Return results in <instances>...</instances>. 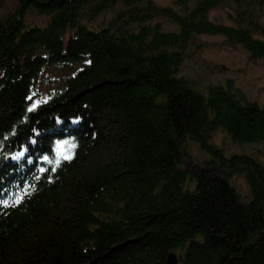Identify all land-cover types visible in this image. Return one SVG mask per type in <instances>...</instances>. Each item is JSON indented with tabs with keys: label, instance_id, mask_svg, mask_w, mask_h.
Listing matches in <instances>:
<instances>
[{
	"label": "trees",
	"instance_id": "obj_1",
	"mask_svg": "<svg viewBox=\"0 0 264 264\" xmlns=\"http://www.w3.org/2000/svg\"><path fill=\"white\" fill-rule=\"evenodd\" d=\"M225 6L231 25L209 20ZM263 18L264 0H0V264H264V164L208 140L264 144V105L180 73L200 36L264 61Z\"/></svg>",
	"mask_w": 264,
	"mask_h": 264
},
{
	"label": "rangeland",
	"instance_id": "obj_2",
	"mask_svg": "<svg viewBox=\"0 0 264 264\" xmlns=\"http://www.w3.org/2000/svg\"><path fill=\"white\" fill-rule=\"evenodd\" d=\"M176 0H154L158 7L173 6ZM192 1V0H191ZM230 8L217 7L209 13V20L231 25L228 18ZM29 19L42 21V16L29 13ZM264 24V18L262 20ZM68 34L65 39H67ZM180 73L187 78L189 83L199 90H204L208 85L223 83L227 79L233 80L249 101L256 102L259 106L264 105V61L252 62L247 53L241 47H228L221 37L200 36L186 48ZM55 86H42L41 99H45V90ZM212 144L220 147L224 155L229 157L232 154H243L251 156L260 163L264 164V144L236 145L222 131L218 130L211 133L208 139ZM192 160H187L186 166L189 172L194 171L207 155L196 145L190 146ZM232 185L241 195L243 200L249 196L248 188L244 179L234 176L229 179ZM191 188V186H189Z\"/></svg>",
	"mask_w": 264,
	"mask_h": 264
},
{
	"label": "snow or ice",
	"instance_id": "obj_3",
	"mask_svg": "<svg viewBox=\"0 0 264 264\" xmlns=\"http://www.w3.org/2000/svg\"><path fill=\"white\" fill-rule=\"evenodd\" d=\"M67 158V157H66Z\"/></svg>",
	"mask_w": 264,
	"mask_h": 264
}]
</instances>
